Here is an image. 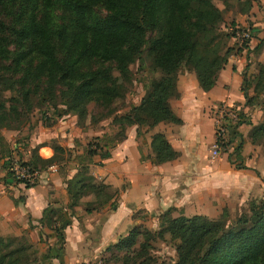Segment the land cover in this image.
<instances>
[{"label":"trees","instance_id":"obj_1","mask_svg":"<svg viewBox=\"0 0 264 264\" xmlns=\"http://www.w3.org/2000/svg\"><path fill=\"white\" fill-rule=\"evenodd\" d=\"M97 5L108 12L96 13ZM4 17H9L7 22ZM221 17V9L213 0H0V58H12L16 68H22L25 80L43 78L50 86L61 83L68 108L79 109L81 114L86 110L82 104L84 95L91 101L103 102L114 97L115 91L122 92L123 84L119 89L111 85V71L115 68L118 72L115 80H128L129 63L148 40L146 29L157 28L149 42L155 53L153 63L161 74L150 85L146 98L120 119L129 125L147 118L152 123L178 122L180 118L169 99L178 96L180 64L190 63L198 84L207 90L214 85L227 60L230 35L218 25ZM5 30L9 36L3 34ZM11 42L14 51L9 48ZM244 93L247 96L246 90ZM2 119L0 115V122ZM244 121L242 117L238 123ZM0 126L13 127L3 123ZM249 136L264 144V118L252 126ZM241 145L240 136L236 149ZM97 146L86 148L84 162L67 180L71 205L83 196L85 186L91 185L94 201L86 202L88 211L103 206L117 192L88 174L87 163L94 155H108L107 149L98 151ZM150 146L156 161L177 155L160 131L151 135ZM52 147V156L44 158L32 152L25 162L41 169L59 161L64 148L55 143ZM10 157L8 154L5 163L14 180L9 170ZM250 209L249 214L238 217L229 228L220 224L221 219L200 213L181 217L162 212L166 230L176 239L177 258L173 264H264V203L251 205ZM49 212L52 215L47 222L51 223L54 215L61 220L56 210ZM54 227L63 239L61 227ZM139 233L140 226H134L108 249L134 244ZM0 264L48 263L37 257L34 244L24 235L0 234Z\"/></svg>","mask_w":264,"mask_h":264},{"label":"crops","instance_id":"obj_2","mask_svg":"<svg viewBox=\"0 0 264 264\" xmlns=\"http://www.w3.org/2000/svg\"><path fill=\"white\" fill-rule=\"evenodd\" d=\"M253 9L247 17L259 16H253ZM243 60L242 55L228 59L207 90L200 87L192 71L179 69L178 96L170 99V104L180 121H159L143 130L132 125L109 145L105 158L98 160L94 155L87 163L88 174L117 192L106 204L90 211L86 210V202L93 199L90 194L71 205L67 191V180L84 162L86 150L74 114L66 112L49 122L33 110L20 126L0 127V233L25 235L34 244L37 257L48 264H91L98 256L107 264L104 253L108 246L134 226L148 220L150 225L156 224L164 211L176 216L217 210L222 202L243 198L242 194L258 188L256 171L264 176V159L258 157V146L248 137V123L238 126L243 167L235 166L226 152L211 154L215 140L211 107L219 101L248 107L241 75ZM54 117L52 113L51 119ZM157 131L177 152L174 158L155 160L150 141ZM53 143L64 148L60 156H73L54 162V168H41L32 185L12 179L5 163L8 154L28 159L37 152L46 158L54 153ZM50 209L56 210L61 220L54 215L52 222H47ZM54 226L61 227L63 239Z\"/></svg>","mask_w":264,"mask_h":264},{"label":"rangeland","instance_id":"obj_3","mask_svg":"<svg viewBox=\"0 0 264 264\" xmlns=\"http://www.w3.org/2000/svg\"><path fill=\"white\" fill-rule=\"evenodd\" d=\"M213 1L221 9L222 17L218 25L222 31L230 35L227 41L230 49L226 62L236 55L244 57V64L241 65L243 67L241 75L244 78L243 86L247 92L245 102L248 107L246 109L241 106V110L244 114V122L250 125L247 132L250 138L249 132L252 126L260 123L264 118V0ZM252 9L254 10L253 16L259 14L258 17H247L248 12ZM94 10L101 15L108 12L102 5H97L94 7ZM4 19L7 22L9 17H4ZM255 21L259 23L254 25ZM237 26L242 28L248 27L252 33L251 38L242 45H239L232 38V30ZM156 32L157 28L154 30L146 29L145 37L148 40L144 42L138 55L129 63L128 80H115V75L118 72L115 68L111 71V85L113 88L119 89V85L123 84L122 92L115 91L116 95L114 97L103 102L91 101L87 95H84L82 104L86 110L81 114L79 113V109L72 111L68 108L67 99L61 94L64 88L61 83L50 86L43 78L35 81L30 79L25 80L22 77V68L18 70L12 58H0V115L3 118L0 123L18 127L27 121L29 114L33 110H36L41 117L47 119L49 122L51 120L57 121L64 113L70 112L74 114L73 119L76 121V124L81 127L85 139L82 147L85 149L88 146L95 148L96 144H98L97 148L100 147L98 151L105 150L112 142L120 140L127 127L137 125L140 130H143L144 127L149 128V126H153L159 121L152 123L151 119L147 118L142 122L129 125L121 122L120 118L146 98L145 96L150 85L161 74L160 70L153 63L155 53L150 48L149 42V38L153 37ZM259 32L260 35H258ZM3 34L9 36L7 30ZM9 48L12 51L15 50L13 42L9 43ZM179 69H189L195 74L192 65L184 61L177 68V76ZM46 110H50L55 117L52 119V116L46 118ZM240 136L242 140L240 133L236 140H234L233 144L235 146L233 150L226 151V153L229 160L235 166H237L236 164H241L243 167L244 163L242 154L240 153L241 147L236 149V143L240 139ZM252 143L258 146L256 149L258 157L264 159V144L256 140L252 141ZM72 156L64 154L59 161L67 160ZM96 156L97 158L99 157L98 155ZM256 172L260 178L258 188H252V191L242 194L244 195L243 198L239 196L236 200L222 202L217 206V210L199 213L212 219H221L220 224L224 228L232 227V225L237 223L236 219L238 217L243 218L246 214H249L251 205H256L257 207L259 204L264 203V176L261 175L262 173L259 172V169ZM91 190V185L85 186L83 197L90 194L91 198H93L92 201H94V195ZM196 213L188 215L179 214L176 216H190ZM168 214L169 216H173L169 212ZM163 222L164 216L161 213L158 215L156 224L150 225L149 220L146 224H141L140 233L134 244L128 247L115 248L104 253L107 256L105 257L106 262L109 261L107 264H139V262H142L141 264H173L177 258L176 239L171 237ZM0 234L6 235L9 233ZM97 259H100L101 264H104L102 256H98ZM95 262L96 259L91 264H96Z\"/></svg>","mask_w":264,"mask_h":264},{"label":"built area","instance_id":"obj_4","mask_svg":"<svg viewBox=\"0 0 264 264\" xmlns=\"http://www.w3.org/2000/svg\"><path fill=\"white\" fill-rule=\"evenodd\" d=\"M251 30L247 27H236L232 30V38L239 45L244 44L251 38ZM50 110L45 111V117H51ZM242 117L241 107L227 101H219L211 107V118L214 124L215 140L211 146L212 156L220 155L226 151H232L234 140L238 136V120ZM55 163L49 164L48 168H54ZM9 170L14 180L23 184H34L40 176V169L25 162V159L18 156H11ZM96 264H101L100 259H96Z\"/></svg>","mask_w":264,"mask_h":264}]
</instances>
